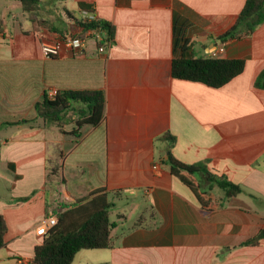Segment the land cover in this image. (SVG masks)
Returning <instances> with one entry per match:
<instances>
[{
	"label": "crops",
	"instance_id": "obj_1",
	"mask_svg": "<svg viewBox=\"0 0 264 264\" xmlns=\"http://www.w3.org/2000/svg\"><path fill=\"white\" fill-rule=\"evenodd\" d=\"M245 3L41 0L48 23L35 30L19 0H0V166L11 176L9 194L0 195L7 225L0 264H30L47 218L97 192L114 204V226L112 247L95 264H264V238L246 244L264 231V88L256 85L264 23L250 36L219 39ZM92 15L114 26L113 45L83 32L79 23ZM175 20L195 55L223 48L218 57L244 60V72L221 88L174 78ZM77 35L81 50L43 55L42 44ZM65 91L103 92L102 122L75 137V115L64 133L37 119L36 104ZM170 154L205 164L243 192L227 198L201 178L204 207L171 173Z\"/></svg>",
	"mask_w": 264,
	"mask_h": 264
},
{
	"label": "trees",
	"instance_id": "obj_2",
	"mask_svg": "<svg viewBox=\"0 0 264 264\" xmlns=\"http://www.w3.org/2000/svg\"><path fill=\"white\" fill-rule=\"evenodd\" d=\"M23 12L29 15L35 30L45 27L47 21L39 16L41 0H19ZM264 23V0H246L235 26L219 39L225 42L240 35L250 36ZM83 32L92 31L103 36L104 45H113L115 28L110 23L96 19L79 23ZM175 58L172 75L176 79L205 84L212 88H221L241 75L246 62L239 59L221 57H200L194 54L191 41L185 37L175 20ZM72 38H84L77 35ZM256 85L264 88V71ZM105 97L101 91H65L54 98L45 97L35 106L37 119L55 124L64 133V126L75 115L76 127L73 135L80 136V129L85 125L98 126L104 117ZM72 114V115H71ZM165 139L174 141L170 134ZM171 173L179 178L204 207H208V191L203 190L201 178L221 188L227 198H233L243 192L242 188L223 178H216L205 164L187 165L177 161L172 154L168 157ZM92 194L66 210L58 212L57 224L43 237L41 245L35 249L30 264H73L78 253L87 250H104L112 247L111 230L114 224L110 220V211L114 207L107 194ZM121 192H114L119 197ZM7 225L0 214V249L6 245ZM264 238V231L246 244H258Z\"/></svg>",
	"mask_w": 264,
	"mask_h": 264
},
{
	"label": "built area",
	"instance_id": "obj_3",
	"mask_svg": "<svg viewBox=\"0 0 264 264\" xmlns=\"http://www.w3.org/2000/svg\"><path fill=\"white\" fill-rule=\"evenodd\" d=\"M89 21L93 20L94 17L88 16ZM4 36L0 33V40ZM84 47L83 38H67L56 43H44L42 44V53L47 58H54L60 56L66 50H81ZM101 51L104 49L101 48ZM224 49L221 48L219 53L223 52ZM219 53H215L213 57H218ZM56 94H52L50 98H54ZM58 222L57 216H52L47 218L46 223L37 229V234L40 237H44Z\"/></svg>",
	"mask_w": 264,
	"mask_h": 264
},
{
	"label": "rangeland",
	"instance_id": "obj_4",
	"mask_svg": "<svg viewBox=\"0 0 264 264\" xmlns=\"http://www.w3.org/2000/svg\"><path fill=\"white\" fill-rule=\"evenodd\" d=\"M10 172L7 170V167L5 165L0 166V195L2 197H6V195L9 194V191L7 189H10L9 182H10ZM96 252V254L92 255L93 259H89V255L92 252ZM98 252H101L100 250H87L82 251L80 255H78L75 264H95L97 261H101L100 255H98Z\"/></svg>",
	"mask_w": 264,
	"mask_h": 264
}]
</instances>
